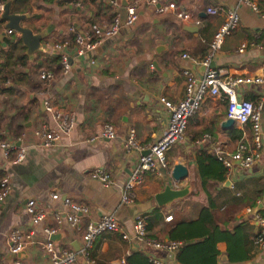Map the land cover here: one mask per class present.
<instances>
[{
	"label": "crops",
	"instance_id": "obj_1",
	"mask_svg": "<svg viewBox=\"0 0 264 264\" xmlns=\"http://www.w3.org/2000/svg\"><path fill=\"white\" fill-rule=\"evenodd\" d=\"M167 1L197 16L200 25L183 24L171 12L156 15L145 1L141 2L133 25L121 27L92 51L79 53L73 46L64 50L69 65L64 75L56 63L57 57L49 51L51 43L67 36L70 26L79 31L91 21L109 23L112 7L100 0H11L10 13L27 16L20 25L33 33L46 31V37L41 41L44 49L35 51L29 58L24 54L19 37L6 34V39L0 42V136L9 141L19 139L18 146L25 153L21 162L12 164L13 154L4 159L0 151V180L5 178L9 187L0 206V259L4 264H11L14 259L21 264H48L39 243L44 241L43 230L54 226L51 213L62 211L60 199L64 197L88 209V214L80 217L79 230L62 225L50 239L56 246L77 253L74 264H124L125 257L134 252H143L148 259L177 264L174 256L146 251L132 241L133 218L146 214L148 237L167 240L171 226L183 219L194 220L198 211L206 206V192L214 197L211 213L215 224L231 232L238 224L245 223L243 246L250 247V241L261 227L255 218L264 219V83L238 90L239 98L261 103L263 145L257 163L249 169L234 163L222 182L208 180L201 186L195 163L198 151L214 155L211 147L216 146L231 153L238 142L229 137L230 132L237 129L235 125L229 130L219 126L225 120L224 102L207 98L189 118L181 142L166 153L167 162L171 164L168 165H184L187 177L173 183L169 177L146 176L134 189L132 203H119L123 184L139 155L137 151L125 150L128 132L134 133L143 148L159 138L167 124V112L158 99L163 97L172 103L181 99L182 69L190 68L197 77L202 75L199 61L227 10H234L239 22L214 54L211 68L231 76L264 78V45L256 41L264 26L251 23L254 11L247 5L242 6L239 0ZM249 1L257 9L254 13L263 16L264 0ZM207 8L215 9L216 14L206 13ZM3 25L0 21V32ZM241 44L246 47L238 53ZM182 53L188 60L179 59ZM41 72L53 76L43 90L39 80ZM45 98L74 120L71 132L60 134L50 147H43L34 135L41 126L53 127L44 107L41 108ZM103 124L113 128L115 137L90 142L91 137L100 133ZM203 134L210 138L199 143ZM96 169L110 175L111 185L103 186L92 176ZM165 185L172 189L186 188L187 194L169 205L157 207L153 196ZM51 194L58 195L59 199L50 200ZM27 200H34L47 213L37 225H31L24 213ZM107 213L113 215L119 231L102 234L94 240L93 262L88 263L79 254L80 230L88 221ZM13 229L29 234L33 242L15 258L9 254L6 242L7 233ZM121 234L127 235L129 240L121 239ZM216 248L219 252L216 264H264L262 248L252 249L249 258L238 262L227 260L223 242Z\"/></svg>",
	"mask_w": 264,
	"mask_h": 264
},
{
	"label": "built area",
	"instance_id": "obj_2",
	"mask_svg": "<svg viewBox=\"0 0 264 264\" xmlns=\"http://www.w3.org/2000/svg\"><path fill=\"white\" fill-rule=\"evenodd\" d=\"M105 2L109 7H112V14L109 23L89 22L84 30L76 31L74 27L68 28L67 36L59 42H53L50 45L49 51L57 58L61 67V73L67 74L69 65L67 57L64 54L69 46L77 48L79 53L90 52L103 40L113 37L121 27H130L136 20L137 8L141 2H144L153 9L154 14L162 15L167 12L173 13L174 17L183 24H190L194 27L200 25V20L197 16L187 12L172 1L164 0H126L127 4L120 8L118 0H100ZM239 3L247 5L251 11L256 12L257 9L249 0H239ZM4 2L0 0V14ZM208 14H216L215 9L207 8ZM239 22V17L234 10H227L222 18L220 25L212 35V38L207 46L205 55L200 59L199 66L203 68V73L200 77L195 76L190 68L181 70V76L184 80V87L181 99L172 103L163 97L158 99L159 104L167 112V124L161 132L158 139L143 148L138 145L135 140L134 133L129 131L125 139V150H133L138 152L135 164L130 171L128 179L123 184L119 203L126 205L132 203L134 199V189L138 187L145 175H151L154 178H168L171 166L168 165L166 153L175 145L181 142L184 132L187 127L189 118H191L200 109L204 100L207 98L221 99L225 104V119L233 121V125L240 132V139L236 143L234 151L231 153L224 152L222 148L213 146V152L216 160L221 163L227 173L232 169L234 163L238 164L242 169H249L253 164L260 159L262 149V132H261V103L258 101H248L238 97V90L251 85H262L264 78L262 77H241L231 76L223 73L221 70L213 69L210 66L211 59L221 47L223 40L229 37L236 29ZM8 36L18 38L19 35L13 30L6 31ZM245 44H241L237 52L242 53L245 49ZM181 60H188V56L182 53L179 56ZM53 76L48 72H41L39 80L42 83V90L47 88V83ZM44 111L48 114L52 128L41 126L34 133L36 139L39 140L43 147H50L55 142L60 134L67 135L71 132L74 120L67 113L54 107L49 98L43 99ZM115 137L113 128L109 124H103L100 133L89 139L92 141H109ZM207 134H203L199 143H204L209 140ZM16 140H4L0 136V151L4 159H9L13 154L10 162L17 164L24 158V150L18 146ZM226 173V175H228ZM103 186L111 185V178L108 173H104L102 169H96L92 175ZM8 183L5 178L0 180V206L6 199L8 194ZM58 195L51 194L50 200L57 201ZM62 211L51 213L54 226L43 230L44 241L39 243L42 250L46 254L48 264H74L77 258V253L69 248L56 246L50 239L55 235L62 225H66L73 230H79L80 217L88 214V209L83 205H77L64 197L60 199ZM24 213L30 220L31 225H37L45 216L46 211L38 205L34 200H27L24 204ZM146 214L135 215L132 221V236L131 239L136 244H139L146 251L163 252L170 257H173L177 248L178 242L174 241H158L148 237L145 229ZM170 217H166L168 220ZM255 222L261 227L254 234L253 245L256 248L264 249V219L255 218ZM119 231L118 223L110 213L101 215L94 221H88L80 230V249L79 254L87 259L88 252L92 248L94 240L105 233H116ZM121 239L129 240L127 235L121 234ZM8 252L14 258L24 251L26 247L33 245L29 234L19 230H10L6 235ZM36 244V242H34ZM153 264H167L162 261L149 258ZM91 263V261H88ZM0 264L4 262L0 259ZM11 264H21L18 259H14Z\"/></svg>",
	"mask_w": 264,
	"mask_h": 264
},
{
	"label": "trees",
	"instance_id": "obj_3",
	"mask_svg": "<svg viewBox=\"0 0 264 264\" xmlns=\"http://www.w3.org/2000/svg\"><path fill=\"white\" fill-rule=\"evenodd\" d=\"M2 1L7 2L8 0ZM256 41L263 42L264 45V31L258 36ZM17 42L19 45V41ZM56 63H58V58ZM229 137L232 140L239 141L240 133L237 129H233ZM195 163L201 186L204 187L208 180L216 183L225 179L227 171L216 160L214 155L198 151ZM213 198L206 192V206L198 211L194 220L183 219L169 228L166 241H174L180 244L174 254L177 264H216L219 255L216 246L220 242L225 244V254L229 262H238L249 258L248 253L251 254L252 249L256 248L253 245L254 236L250 241V247L244 248L243 246L246 243L244 234H242L247 227L245 223L238 224L231 232L221 230L215 224L211 213ZM145 229L148 231V226H145ZM87 259L93 262L92 250L88 252ZM124 264L153 263L143 252H134L125 257Z\"/></svg>",
	"mask_w": 264,
	"mask_h": 264
},
{
	"label": "water",
	"instance_id": "obj_4",
	"mask_svg": "<svg viewBox=\"0 0 264 264\" xmlns=\"http://www.w3.org/2000/svg\"><path fill=\"white\" fill-rule=\"evenodd\" d=\"M122 7L127 4L126 0H119ZM11 0L4 3L1 14L0 21L4 22L2 31L0 32V42L6 39L7 35L5 31L13 30L19 35V41L25 48V55L29 58L35 51H42L45 47L41 41L46 37V31H40L33 33L28 27L20 25V22L27 18L23 14H13L10 13ZM155 66V63H152ZM41 108L43 109V102L41 103ZM220 128L224 130H229L233 128V121L230 119H225L220 122ZM187 177V169L184 165L180 163H175L171 166L169 172V179L173 183L182 181ZM187 194V189H172L171 186L165 185L161 191L153 196V201L157 207H163L169 205L172 201L180 199ZM223 260L225 258H222Z\"/></svg>",
	"mask_w": 264,
	"mask_h": 264
},
{
	"label": "rangeland",
	"instance_id": "obj_5",
	"mask_svg": "<svg viewBox=\"0 0 264 264\" xmlns=\"http://www.w3.org/2000/svg\"><path fill=\"white\" fill-rule=\"evenodd\" d=\"M5 3V2H4ZM242 6H245L246 7V5H244V4H242ZM252 15H253V18H252V24H258V25H260V26H264V15L263 16H259V15H257V14H255L254 12H252ZM264 28V27H263ZM262 50L264 51V47H262ZM264 111V110H263ZM261 114H262V112H261ZM261 120V119H260ZM260 125H261V121H260ZM175 147V146H174ZM177 150V149H176ZM176 154H182V153H179V152H176ZM168 164H169V162H168ZM169 165H171V164H169ZM146 176H149V175H145L144 176V178L146 177Z\"/></svg>",
	"mask_w": 264,
	"mask_h": 264
}]
</instances>
